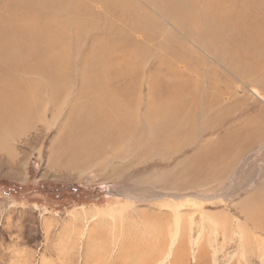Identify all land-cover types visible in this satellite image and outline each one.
Wrapping results in <instances>:
<instances>
[{"label": "bare ground", "instance_id": "1", "mask_svg": "<svg viewBox=\"0 0 264 264\" xmlns=\"http://www.w3.org/2000/svg\"><path fill=\"white\" fill-rule=\"evenodd\" d=\"M52 129L61 167L155 187L111 209L148 231L130 242L114 228L98 264H236L240 253L264 264V177L222 209L175 204L223 194L264 144V0H0V152L16 155L22 136L39 147ZM92 226H72V248L47 264L95 261L76 252Z\"/></svg>", "mask_w": 264, "mask_h": 264}, {"label": "rangeland", "instance_id": "2", "mask_svg": "<svg viewBox=\"0 0 264 264\" xmlns=\"http://www.w3.org/2000/svg\"><path fill=\"white\" fill-rule=\"evenodd\" d=\"M247 93L249 97L253 96L252 98L261 101L252 93L248 91ZM55 135L56 131L52 129L40 146L34 148H26L24 146L26 142L24 137H18L16 140L17 144L15 143L17 147L16 155H12L5 150H3L4 152H0V264H11V262L12 264H23L29 258H34V264H44V261L47 264L52 259H55L57 262L60 252L61 255H65L72 248L69 239L71 235L69 229L77 223L84 224L86 221H89L93 225L92 229L94 233L92 234L95 236L93 239L91 238L92 241L89 243V246L83 243V239L87 241L84 237L81 243L79 240L80 244L76 247V252L80 251L81 254H83V250L85 251L87 247L92 258L98 257L100 254L99 250L102 248L109 251L113 249L114 237L112 232L114 233L117 227L124 228V234L129 236L130 242L136 239L139 240L148 231V227L145 224L134 223L128 216H123L124 218H120V216L116 217L110 212L115 206H118L120 209L123 205L128 206L130 203L135 202L139 196H148L146 193L149 190L152 191V188L155 187L151 184L135 185L133 183H126L122 179L101 180L96 177L97 172L94 173L98 169L97 164V169H95V166H92V169L89 170L86 166L71 168L73 171L70 167H61L56 162V159L50 158L51 152L49 150L52 148V139ZM263 149L264 144L243 155L244 161L240 162L235 172L224 182L223 187L225 191L222 192L223 194H211L216 198L210 200L201 199L203 196L191 195L188 198L187 196H183L178 201L175 200V204L180 205L181 201H184L182 203L191 202V205H195L194 202H196L197 205L198 203L199 205H203L208 202L205 210L213 211L222 209L224 201L231 199L233 195L237 194L235 198L239 199V197L244 195V191L241 192L243 189L248 188L251 184L253 185V183L262 180L264 177ZM108 151H110L109 155L107 154ZM108 151L103 157L109 156L111 161L110 167L112 168V165H117L120 160L114 158L113 150ZM52 163L53 165H51ZM56 165L57 168L60 167L57 169ZM110 167L108 166L107 168L111 170ZM67 172L69 174H66ZM228 180L230 184H228ZM248 190H251V186ZM218 199L220 200L218 201ZM202 201L205 203H202ZM209 201L216 205L212 206ZM160 203H174V200L162 199ZM144 205L142 208H145ZM199 205L198 207L192 206L191 208L195 210V208H199ZM97 211H101L102 213L100 212L101 214L99 213L98 215ZM197 217H199V213ZM120 219H123L125 223H120ZM207 222L208 229L206 236L212 237V232L215 231L213 230L215 224L212 221ZM71 224L73 225L71 226ZM49 227L50 229L47 230ZM171 227V233H174L177 227L175 225H171ZM89 230L91 229L89 228ZM106 232L109 237L112 234L113 239L111 238V241L106 237ZM179 233H182V231L180 230ZM222 242L221 240L220 246ZM50 245L54 247L52 248ZM54 248L58 253L54 254V252L50 251ZM128 249L130 250L129 247ZM94 252L96 256L93 255ZM85 255L81 256L82 259H77V264H83L82 261L84 262ZM97 257L95 261L94 259H90V264H98L97 261H99L98 258L100 256ZM236 257V264H240V262L244 264L246 256H242L240 253ZM252 261L259 264L257 257H254ZM193 263L194 259L192 260L191 258L190 264ZM211 264H213V261H211Z\"/></svg>", "mask_w": 264, "mask_h": 264}]
</instances>
